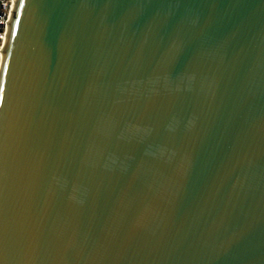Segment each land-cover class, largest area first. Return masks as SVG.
<instances>
[{
  "label": "water",
  "instance_id": "water-1",
  "mask_svg": "<svg viewBox=\"0 0 264 264\" xmlns=\"http://www.w3.org/2000/svg\"><path fill=\"white\" fill-rule=\"evenodd\" d=\"M0 68V264H264V0H15Z\"/></svg>",
  "mask_w": 264,
  "mask_h": 264
},
{
  "label": "built area",
  "instance_id": "built-area-1",
  "mask_svg": "<svg viewBox=\"0 0 264 264\" xmlns=\"http://www.w3.org/2000/svg\"><path fill=\"white\" fill-rule=\"evenodd\" d=\"M14 1L0 0V59L2 57L1 50L4 47Z\"/></svg>",
  "mask_w": 264,
  "mask_h": 264
},
{
  "label": "bare ground",
  "instance_id": "bare-ground-1",
  "mask_svg": "<svg viewBox=\"0 0 264 264\" xmlns=\"http://www.w3.org/2000/svg\"><path fill=\"white\" fill-rule=\"evenodd\" d=\"M4 48V47H3ZM3 48H2V50H1V55L3 54ZM0 74H1V68H0Z\"/></svg>",
  "mask_w": 264,
  "mask_h": 264
}]
</instances>
